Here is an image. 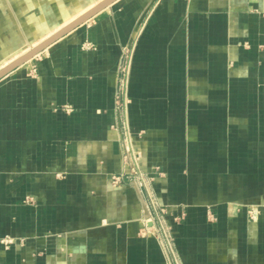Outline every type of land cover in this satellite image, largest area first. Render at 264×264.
Segmentation results:
<instances>
[{
    "label": "crops",
    "instance_id": "1",
    "mask_svg": "<svg viewBox=\"0 0 264 264\" xmlns=\"http://www.w3.org/2000/svg\"><path fill=\"white\" fill-rule=\"evenodd\" d=\"M94 1L0 0V66ZM0 264H264V0H116L0 78Z\"/></svg>",
    "mask_w": 264,
    "mask_h": 264
},
{
    "label": "built area",
    "instance_id": "2",
    "mask_svg": "<svg viewBox=\"0 0 264 264\" xmlns=\"http://www.w3.org/2000/svg\"><path fill=\"white\" fill-rule=\"evenodd\" d=\"M125 53L127 54V50L125 51ZM120 68L127 71L126 72L127 74L126 76H122L120 79V85H119V90H118V95H117L118 103L121 102V96L125 92V89H126L129 62L127 65H124L123 62H121ZM125 157L128 160L130 171L125 172V173L113 174L111 177L112 184L114 186H121L127 182H132L136 180L146 186L149 181V176L147 175L146 172H144L141 169L139 165V156L133 146V142L130 137H128L125 140ZM249 212L252 214L254 211L250 210ZM156 231H157L159 238L164 243V245L167 247V249L168 248L172 249L173 239H172V236L170 235L171 231L168 225L163 221V219H159Z\"/></svg>",
    "mask_w": 264,
    "mask_h": 264
},
{
    "label": "water",
    "instance_id": "3",
    "mask_svg": "<svg viewBox=\"0 0 264 264\" xmlns=\"http://www.w3.org/2000/svg\"><path fill=\"white\" fill-rule=\"evenodd\" d=\"M115 0H103L102 2L98 3L96 6L88 10L85 14H83L81 17L67 25L66 27L62 28L55 34L51 35L47 39L43 40L38 45L34 46L30 51L19 57L18 59L11 62L9 65L5 66L0 70V78L14 70L15 68L23 65L24 63L28 62L30 59L35 57L37 54H39L41 51L46 49L48 46H50L53 42L70 32L72 29L76 28L80 24L87 21L89 18L93 17L96 13L104 9L105 7L109 6L111 3H113Z\"/></svg>",
    "mask_w": 264,
    "mask_h": 264
},
{
    "label": "bare ground",
    "instance_id": "4",
    "mask_svg": "<svg viewBox=\"0 0 264 264\" xmlns=\"http://www.w3.org/2000/svg\"><path fill=\"white\" fill-rule=\"evenodd\" d=\"M103 0H97L96 2L94 1L92 3V5H89V7L86 9H84L83 11H79L76 15H74L72 18L65 20V23L58 26L56 29H54V31L52 33H49V35L45 38H43L41 41H39L38 43L29 46V48H27L26 50H24L22 53L16 55L15 57L11 58L10 60H8L6 63H2V65L0 66V70L2 68H4L5 66L9 65L11 62H13L14 60L18 59L19 57H21L22 55H24L25 53H27L28 51H30L34 46L38 45L39 43H41L43 40L47 39L48 37H50L51 35L55 34L56 32H58L59 30H61L62 28L66 27L67 25H69L70 23H72L73 21H75L76 19H78L79 17H81L83 14H85L88 10H90L91 8H93L94 6H96L98 3L102 2ZM116 1V0H115ZM114 1V2H115ZM112 4V3H111ZM110 4V5H111ZM109 5V6H110ZM108 7V6H107ZM106 8V7H105ZM103 10V9H102ZM99 13V12H98ZM96 15V14H95ZM73 30V29H72ZM71 30V31H72ZM69 33V32H68Z\"/></svg>",
    "mask_w": 264,
    "mask_h": 264
},
{
    "label": "rangeland",
    "instance_id": "5",
    "mask_svg": "<svg viewBox=\"0 0 264 264\" xmlns=\"http://www.w3.org/2000/svg\"><path fill=\"white\" fill-rule=\"evenodd\" d=\"M130 54H131V49H127V54L124 52V56H123V58H122V62H123V64L124 65H127L128 64V62H129V60H130ZM122 71H121V73H122V75H121V77L122 76H126V72L127 71H125L124 69H121ZM171 236H172V239H173V244H174V242H175V240H174V237H173V235H172V233L170 234ZM174 246V245H173ZM167 248V247H166ZM174 250V247L171 249V248H168L167 249V251L168 252H170V254H173V251Z\"/></svg>",
    "mask_w": 264,
    "mask_h": 264
}]
</instances>
